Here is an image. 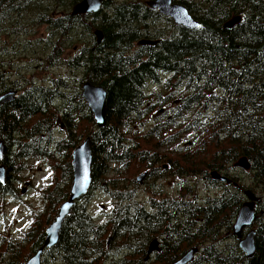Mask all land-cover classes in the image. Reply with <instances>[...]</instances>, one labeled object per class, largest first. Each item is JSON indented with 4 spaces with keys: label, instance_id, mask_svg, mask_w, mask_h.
<instances>
[{
    "label": "trees",
    "instance_id": "16d2710c",
    "mask_svg": "<svg viewBox=\"0 0 264 264\" xmlns=\"http://www.w3.org/2000/svg\"><path fill=\"white\" fill-rule=\"evenodd\" d=\"M80 1L0 0V95L16 92L11 104L0 106V165L6 178L0 184V218L17 196L22 179L16 174L29 172L31 162L52 170L51 183L40 192L43 211L25 231L15 238L0 227V264H24L42 247L46 227L68 198L71 152L87 137L89 191L72 206L41 264H171L193 248L198 252L188 264H264L258 203L251 259L238 250L231 229L242 191H264V0H173L198 30L175 27L145 6L152 0H105L96 14L70 16ZM227 23L231 27L225 28ZM38 28L43 33L32 40ZM9 38L15 51L31 55L26 62H34L40 74L33 69L26 76L18 73L19 83L6 82L12 73L2 61H11L1 45ZM141 40L157 44L137 46ZM62 67L68 79L45 77ZM84 81L105 92L102 129H96L80 97ZM155 108L163 122L137 134ZM183 133L193 139L182 140L183 150L172 148L180 158H167L168 164L156 169L163 161L145 150L149 142L171 148ZM241 157L249 163L250 188L231 173ZM132 165L150 169L144 172L150 180L143 186L144 201L126 187L123 176ZM210 172L238 188L212 181ZM165 178L178 184L175 197L154 184ZM190 179L216 194L199 198ZM92 191L110 201L101 222L88 212ZM154 240L159 246L149 260L146 251Z\"/></svg>",
    "mask_w": 264,
    "mask_h": 264
},
{
    "label": "water",
    "instance_id": "95a60500",
    "mask_svg": "<svg viewBox=\"0 0 264 264\" xmlns=\"http://www.w3.org/2000/svg\"><path fill=\"white\" fill-rule=\"evenodd\" d=\"M105 0H81L75 4L69 12L72 17L96 14L99 12L101 4ZM145 6L152 11H156L159 15L169 19L175 27L186 30H198L200 26L189 16L187 10L172 3V0H152L145 3ZM236 19L233 20L235 22ZM232 22V23H233ZM231 23H227L225 28L231 27ZM96 44L101 41V35L98 31L94 32ZM157 41L151 42L141 40L137 46H155ZM15 93L7 92L0 96V105H6L13 101ZM80 97L86 108L90 112L96 129H102L105 126V92L99 86H93L84 81L80 86ZM89 137L84 139L76 146L70 155L71 166V184L68 198L63 202L57 210L54 220L46 227L44 231V241L42 247L32 254L24 264H40L44 250L51 249L57 242L58 233L64 219L69 215L72 206L80 201L89 191L91 184V151L89 147ZM3 153V147L0 143V157ZM234 168L241 171L249 169V163L246 158H240L234 165ZM145 173L136 178V183L141 184ZM209 178L212 181L222 183L225 186L230 185L232 188H238L237 184L231 183L226 177L216 172H210ZM5 169L0 165V184L5 183ZM22 193V191H21ZM242 195L245 201L240 206L234 223L232 225V236L237 240L238 250L247 259H251L254 255V232L252 225L255 221L254 214V196L249 190H244ZM157 242L151 241L147 247L146 255L149 256L156 251ZM197 253V249L193 248L185 252L179 259L171 264H188L192 261L193 256Z\"/></svg>",
    "mask_w": 264,
    "mask_h": 264
},
{
    "label": "rangeland",
    "instance_id": "374dc122",
    "mask_svg": "<svg viewBox=\"0 0 264 264\" xmlns=\"http://www.w3.org/2000/svg\"><path fill=\"white\" fill-rule=\"evenodd\" d=\"M28 18V17H27ZM14 18H12L13 20ZM43 33L42 28L36 29V34L32 35V40L34 38H39L41 34ZM8 36V35H7ZM4 43V44H3ZM2 43L1 47H3L6 51V58L7 60L11 61L9 64H11L10 68L4 63L5 61H2L3 66L7 70V74L9 70L11 73L20 74L21 76H26L30 72L33 71V69H38L36 72L39 73L40 69L36 68L37 66L35 65L34 62L27 64V60L31 59V55L29 54H24V52H20L19 50L15 51V45L13 44L12 38L5 40ZM74 51V50H73ZM73 51H69L67 53L71 54ZM18 52V53H17ZM14 55H13V54ZM27 68L29 69L27 71ZM66 68L62 67L60 69H50L48 72H46L44 75L45 77L49 78H64L68 79V73L65 71ZM27 72V73H26ZM6 74V75H7ZM40 74V73H39ZM69 75H72L69 73ZM10 79H13L12 77H9ZM9 81V79H7ZM72 81V80H70ZM69 83V82H68ZM151 92L154 94H161L159 92L158 88H152ZM156 108L153 109V112L149 115V120L143 125L144 127L142 128H137L136 133L140 135V132L143 130H151L154 128L156 125V122H163V115L162 113L155 114ZM144 123V122H143ZM181 127V126H180ZM86 128L81 126L79 128V133L83 134V131ZM188 134V133H187ZM185 133L181 134L182 139H180L179 143L176 144L175 146L171 148H167L166 146H156L158 141H150L149 142V148L145 150H149L150 154L156 155L160 162L163 161L162 163H159L156 169H159L161 166H166V159L167 158H180V153L179 155H175L172 153V148H176L179 146L180 149H184V142H188L192 140L193 138H190L187 136L185 137ZM56 137H59V134L56 133ZM164 136H162L163 138ZM183 140V141H182ZM82 142V139L80 140L79 144ZM149 159H152V156H149ZM162 159V160H161ZM168 164V163H167ZM236 170V169H235ZM235 171H232V174H236L239 177V185L243 186L244 188H250V183L248 180V176L246 172L248 171H241L239 169ZM144 172H149L150 169H144V168H139V170H136V165H132L131 168L127 169L126 174L123 176V178H127L126 180L128 181L127 183V189L132 192L134 190V195L137 196L136 198L139 199V201H144L146 199V192L144 190L146 184L148 186L150 185V180L144 177L142 179L141 184L136 183V178L143 174ZM160 172H164L160 170ZM162 175V174H161ZM165 176V175H163ZM15 177H19L22 179V181L15 186V189L18 191L17 196L15 198L9 199L7 206L4 211V217L0 218V227H6L7 230L10 231L11 234L15 238H18L21 233L25 231L28 225H30L32 219L36 214L38 215L40 212L43 210V201L40 196V192L43 190L44 187L49 185L51 183V178H52V170H50L48 167L45 166V164H42L41 162L39 163H30V171L22 173L21 175H15ZM58 179V178H57ZM196 179H190L188 180L189 184H193L195 190L199 193V198L206 196L209 194L210 196H214L216 193L214 191H207L206 188L203 187V184L201 182L195 181ZM157 186H160L163 191H165L168 195L173 196L176 192V188H178V184L176 185L175 182L169 181V179L165 178L162 179V181H158L154 183ZM124 187V184L122 185ZM231 187V186H230ZM231 189H237V188H232ZM22 191V193H21ZM138 193V194H137ZM150 194H153L150 192ZM201 196V197H200ZM254 199L258 203V215L261 216L264 214V191L262 192H257L254 193ZM110 203L109 199L104 196L103 194L92 191L91 199L88 201V212L93 218H96L97 222H101L100 220H103L105 217V213L109 210ZM261 220H263L261 218ZM147 256V255H146ZM150 264L148 261H144Z\"/></svg>",
    "mask_w": 264,
    "mask_h": 264
},
{
    "label": "flooded vegetation",
    "instance_id": "af4514ba",
    "mask_svg": "<svg viewBox=\"0 0 264 264\" xmlns=\"http://www.w3.org/2000/svg\"><path fill=\"white\" fill-rule=\"evenodd\" d=\"M13 51H15V50H13ZM15 53H16V51H15ZM18 53V52H17ZM20 53V52H19ZM13 54V53H12ZM14 55V54H13ZM7 66L10 68V66H11V64H9V63H7ZM9 77H12L13 79H10ZM9 77H8V79H9V81H7V79H6V82L8 83V82H16V83H19L20 82V79H19V77L17 76V74H16V72L15 73H13V74H10L9 73ZM5 79V78H4ZM7 92H13V93H15V95L13 96V101L16 99V92L15 91H7ZM7 92H5V93H7ZM2 94H4V93H2ZM1 94V95H2ZM0 95V96H1ZM12 101V102H13ZM11 102V103H12ZM11 103H9V104H11ZM9 104H6V105H9ZM0 106H5V105H0ZM158 246H159V242H157V249H156V251L158 250ZM156 251H154V252H156ZM154 252H152V253H154ZM152 253H151V255H152ZM151 255H149V260H150V257H151Z\"/></svg>",
    "mask_w": 264,
    "mask_h": 264
},
{
    "label": "bare ground",
    "instance_id": "6f19581e",
    "mask_svg": "<svg viewBox=\"0 0 264 264\" xmlns=\"http://www.w3.org/2000/svg\"><path fill=\"white\" fill-rule=\"evenodd\" d=\"M176 5H178V4H176ZM18 21H19V20H18ZM23 24H24V23H23ZM23 24H22V25H23ZM27 25H28V24H27ZM15 29H16V28H15ZM24 29H25V28H24ZM13 30H14V29H13ZM145 174H146L145 176H147V173H145ZM152 185H153V184H152ZM155 190H156V189H155ZM111 199H112V198H111ZM256 200H257V199H255V205H256V203H257ZM255 217H256V215H255ZM255 220H256V218H255ZM254 222H255V221H254ZM252 226H253V225H252Z\"/></svg>",
    "mask_w": 264,
    "mask_h": 264
}]
</instances>
